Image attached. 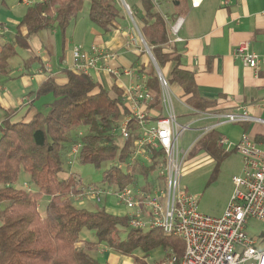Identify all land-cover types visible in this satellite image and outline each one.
<instances>
[{
	"label": "trees",
	"instance_id": "16d2710c",
	"mask_svg": "<svg viewBox=\"0 0 264 264\" xmlns=\"http://www.w3.org/2000/svg\"><path fill=\"white\" fill-rule=\"evenodd\" d=\"M86 1L90 3L88 18L103 31L129 20L120 0L35 1L27 7L16 26L12 41L4 40L0 34V78L8 75L10 60L19 50L30 48L29 39L33 35L51 27L64 33L83 12ZM126 2L161 70L175 63L168 77L169 84H178L184 91V101L193 108L212 111L216 102L199 95L193 72L181 67L179 53L169 50V28L162 13L151 0ZM0 3L6 6L7 0H0ZM22 27L27 29L25 34ZM145 69L141 65L143 72ZM145 73L147 85L154 94L149 107L158 106L162 102L158 75L153 68ZM67 75L65 84L48 78L36 90L37 98L50 93L54 95L47 112H38L29 122L5 120L0 126V264H104L89 250L77 248L84 231L95 235L89 247L105 244L128 255L136 248L148 252L162 247L167 254L173 252L181 257L185 242L179 236L164 234L160 229L130 228L125 216L104 208L90 210L74 205L70 193L77 190V179L74 174L61 176L73 144L82 142L78 156L81 162L101 167L116 157L127 160L133 139L120 146L114 132L121 118L130 112L122 100L120 88L114 86L109 91L91 76L73 69H67ZM83 127L86 132L80 135L77 129ZM219 139L214 129L199 141L203 145L209 143L210 154L222 159L228 152H222L218 146L211 147V143ZM195 146L189 154H196ZM22 170L28 175L31 190L17 185ZM133 170L134 174L140 172L150 177L155 166L135 165ZM104 180L126 185L133 178L111 166L106 170ZM40 200L45 202L43 213L39 209ZM125 229L128 230L127 239H122ZM134 261L148 264L138 256H134Z\"/></svg>",
	"mask_w": 264,
	"mask_h": 264
},
{
	"label": "built area",
	"instance_id": "2783aa9c",
	"mask_svg": "<svg viewBox=\"0 0 264 264\" xmlns=\"http://www.w3.org/2000/svg\"><path fill=\"white\" fill-rule=\"evenodd\" d=\"M151 1L166 20L170 36L179 40L185 18L179 16L171 20L168 14L162 12V0ZM22 2L28 5L34 3L31 0ZM199 4L200 0L192 1L194 7ZM126 6L130 8L127 3ZM140 38L158 75L162 90L161 104L165 112L155 118L148 114L147 108L154 101V94L147 85L146 77L128 87L124 100L130 112L121 118L114 132L125 142L133 139V143L128 159H119L114 166L131 175L132 182L126 185L110 183L116 186L115 190L110 185L85 186L78 174L69 172V175L74 174L77 179V190L72 191L70 197L75 201L94 199L99 203L112 197L121 206L114 214L125 216L130 228L160 229L164 234L181 237L185 242L183 255L179 257L172 252L157 264H264V249L257 247V238L247 231L251 219L264 221V147L259 146L248 132H244L238 142H233L226 136L220 137V148L227 152L235 150L243 158L242 173L233 177V191L221 215L200 211L197 197L185 191L181 184L187 155L202 137L225 123L250 120L264 123V119L251 116L246 109L237 113L194 109L193 118L187 123H180L168 77L157 67L145 38L142 35ZM232 53L256 73L264 65V53L252 51L247 42L238 44ZM113 57V54L102 53L97 47H94L92 55L75 47L72 69L91 77L100 69H107L117 76L123 71L130 76L139 77L133 68L110 67L107 62ZM50 67V63L46 62L45 68ZM261 105L264 106V98ZM200 121L208 123L195 127L194 124ZM189 129L198 131L199 136L184 149L180 147V142ZM81 148V141L73 144L67 156V164L70 165L78 158ZM135 165H154L155 170L150 176L156 177H145V184L140 186L137 173L134 174L133 170ZM23 188L31 190L28 183Z\"/></svg>",
	"mask_w": 264,
	"mask_h": 264
},
{
	"label": "crops",
	"instance_id": "0c3cea01",
	"mask_svg": "<svg viewBox=\"0 0 264 264\" xmlns=\"http://www.w3.org/2000/svg\"><path fill=\"white\" fill-rule=\"evenodd\" d=\"M19 1L25 5V10L21 11L13 5L0 8V16H7L13 24L11 29L0 22V34L6 41L14 39L16 26L29 6L22 0ZM192 1L162 0V12L168 14L171 20L179 16L185 18L179 32L180 39L176 40L170 36L169 50L179 53L181 67L193 72L199 95L216 102L213 112L237 113L246 109L251 116L264 119V106L261 105L264 98V65L256 73L245 65L240 57H235L232 53L234 47L243 42H247L252 51L264 53V0H200L199 6L195 7L192 6ZM136 27L138 28V25L131 19H125L121 24L116 23L111 30L103 31L88 18L87 12H82L64 33L58 28L51 27L33 35L29 39L30 48L26 49V53H20L19 50L18 55L10 60L8 75L0 78V109L3 111L0 124L5 120L29 122L38 112H44L42 111L44 107L49 108L53 100L45 98L53 94L37 98L35 92L48 78H53L59 84L68 81L67 69H72L75 47L89 55H92L94 47H97L102 53L114 55L107 62L110 67H128L136 70L138 78L123 71L117 76L107 69L93 73L92 78L105 89L112 91L114 86L120 88L122 100L125 102V90L134 82L145 77L147 80L145 72L151 71L154 67L140 38L142 35L140 27L138 29ZM22 32L25 34L27 29L22 27ZM46 62L51 65L49 69L45 68ZM141 65L146 67L145 72L141 70ZM174 65L172 62L164 69L167 77H170ZM171 90L178 105L187 108H181L179 112L183 117L181 122H189L194 116L195 108L184 101V91L178 84L171 85ZM147 112L155 118L158 114H163L164 109L160 104L148 107ZM226 124L231 126L230 138L227 136L231 141L238 142L242 134L248 132L259 146L264 147L263 122L250 120L222 125ZM69 172L65 166L61 176L67 177ZM17 185L23 187L19 185V181ZM44 207L45 202L40 200L39 209L42 213ZM106 210L115 213L116 209ZM1 212L2 207L0 215ZM89 233V231L82 233L77 244L79 248L88 240ZM255 238L258 240L257 247L263 250L264 232ZM104 250L102 248L100 252ZM113 257L116 258L110 255L111 259Z\"/></svg>",
	"mask_w": 264,
	"mask_h": 264
},
{
	"label": "rangeland",
	"instance_id": "374dc122",
	"mask_svg": "<svg viewBox=\"0 0 264 264\" xmlns=\"http://www.w3.org/2000/svg\"><path fill=\"white\" fill-rule=\"evenodd\" d=\"M35 1V0H32ZM122 5L125 7L128 18L132 20L133 23H136V20L133 16L131 8H127L125 4L120 0ZM127 3V2H126ZM19 8L25 10V5L20 3L19 0H7V5L4 6L0 3V8H7L12 7ZM163 5V4H162ZM90 3L86 1L83 7V12H87L89 9ZM130 7V6H129ZM14 10H17L15 9ZM163 9V7H162ZM165 10V9H164ZM0 22L3 25L8 26L9 28L13 29L12 22L7 19V16H0ZM137 24V23H136ZM138 25V24H137ZM139 28V26H138ZM136 27V29H138ZM1 29V27H0ZM151 49V48H150ZM20 53H26V50H20ZM141 63V60L139 61ZM154 68V67H153ZM155 69V68H154ZM46 100L54 99L53 95H49L45 98ZM174 107L178 116V120L180 123L183 120L180 116V111L182 109H187L184 105L179 106L178 101L176 100L175 96H173ZM48 107H44L42 111L47 112ZM165 112V111H164ZM163 112V113H164ZM3 111L0 109V117H2ZM208 121H200L194 124L195 127H200L207 124ZM79 129V130H78ZM77 132H86V128H78ZM217 131L218 137L220 136H229L231 126L229 124L219 126V128H215ZM76 131H74V134ZM199 136V132L193 129H189L185 132L183 138L180 142V147L187 149L194 140ZM117 141L122 146L125 141L119 135H117ZM196 154H188L187 158L183 164V171H182V178L181 184L185 191L194 194L198 201H199V209L204 213H208L210 215H221L230 199L231 193L233 191V177L236 175H240L242 173L243 168V158L235 150L229 151L222 159H218L217 156L214 157L210 154L211 150L209 148V143L203 145L202 141H199L198 144H195ZM219 147L218 141L211 143V147ZM223 152V149L219 147ZM213 157V158H212ZM119 158L116 157L113 160L104 162L101 167H97L92 163H83L78 158L74 159L73 162L69 164H65L68 167L69 171L72 173H76L80 176L83 185H99V186H106L110 185V188L115 190L116 186L114 184H110L104 180V175L107 169L111 166L117 165ZM136 176L139 179V185L143 186L145 184V176L140 172H137ZM155 175L150 176V179H154ZM19 185L25 186L28 183V176L27 173L22 170L19 176ZM104 197V196H103ZM74 205L78 207L87 208L90 210H97V209H107L112 208V210L120 209V205L115 202V199L112 197H107L101 203L97 202L94 199H84L80 201H75ZM43 204V203H42ZM1 218V215H0ZM127 229L124 230L122 233V239H127ZM247 231L251 236L258 237L264 232V221H260L257 219H251L249 221ZM87 239L84 242L82 248L83 250L88 251L89 253L99 259L104 264H136L134 260V256H138L143 261L148 264H157L161 262L168 254L162 248L158 247L152 249L148 252H145L141 248H136L132 255H128L123 252L115 251L113 248L106 246L105 244H96L90 245L89 242L91 240H95V235L93 232H90L87 236ZM77 248L78 245H77ZM105 249L104 252H100V249ZM113 257L112 259L110 258Z\"/></svg>",
	"mask_w": 264,
	"mask_h": 264
},
{
	"label": "water",
	"instance_id": "95a60500",
	"mask_svg": "<svg viewBox=\"0 0 264 264\" xmlns=\"http://www.w3.org/2000/svg\"><path fill=\"white\" fill-rule=\"evenodd\" d=\"M122 2H123V3L125 4V6H126V2H125V0H122ZM126 7H127V6H126ZM151 54H152V56H153V60L155 61L157 67L159 68L160 66H159L158 62L156 61V59H155V57H154V55H153L152 52H151Z\"/></svg>",
	"mask_w": 264,
	"mask_h": 264
}]
</instances>
